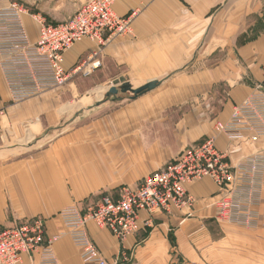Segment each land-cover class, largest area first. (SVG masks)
<instances>
[{
	"label": "crops",
	"instance_id": "crops-1",
	"mask_svg": "<svg viewBox=\"0 0 264 264\" xmlns=\"http://www.w3.org/2000/svg\"><path fill=\"white\" fill-rule=\"evenodd\" d=\"M18 1L24 8L28 37L35 42L36 17L61 23L88 0ZM113 11L121 17L135 12L132 35L103 48L96 57L99 66L87 79L76 76L73 84H112L123 78L140 86L159 81V86L87 123L64 126L69 103L45 94L32 106L14 105L0 72V133L4 135L0 142V227L38 217L44 221L47 235L58 234L61 209L81 205L89 197L113 194L121 186H135L187 146L213 135L215 122L227 120L232 107L256 87L264 88V0H115ZM95 49L88 39L76 43L65 52L63 68L72 71L90 62ZM191 67L201 69L181 71L180 76H174L178 83L170 91H159L162 82L156 77L157 68L177 72ZM207 95L208 103L219 105L218 111L204 113L203 107H192L186 115L187 102L198 104ZM227 143L217 136L218 149L226 148ZM262 148L261 144L244 145L234 157ZM187 190L199 199L195 214L202 219L214 216V209L206 207L207 198L216 191L210 180L195 182ZM180 220L179 213L156 215L145 227L142 215L140 231L122 246L105 229L94 224H88L87 229L109 261L124 248L131 251L133 264H167L166 233L170 227L179 252L187 258L191 255L185 243L197 220ZM222 225L231 237L239 230L264 232ZM147 229L148 237L139 240ZM239 238L245 243H264L260 234L243 233ZM53 252L60 264H84L80 251L66 236L53 245ZM24 264L32 262L25 259Z\"/></svg>",
	"mask_w": 264,
	"mask_h": 264
},
{
	"label": "built area",
	"instance_id": "built-area-1",
	"mask_svg": "<svg viewBox=\"0 0 264 264\" xmlns=\"http://www.w3.org/2000/svg\"><path fill=\"white\" fill-rule=\"evenodd\" d=\"M114 2L88 0L68 20L57 24L36 17L38 38L31 42L23 23V7L16 0H0V72L11 103L65 86L78 71L88 77L99 66L96 57L103 48L131 36L135 12L118 16ZM85 39L96 45L90 62L66 71L65 52ZM213 132L135 186L103 195L84 210L76 204L61 209L58 234L47 235L40 218L1 228L0 264H24L25 259L32 264H60L53 245L63 236L80 251L84 264H118V257L125 259L126 249L121 248L114 261L107 260L90 238L88 224L107 230L123 243L140 230L142 215L145 227L156 215L181 213L183 222L193 217L199 202L187 187L204 179L216 188L206 207L214 209L218 223L250 231L264 229V88L256 87L234 105L227 120L214 123ZM217 136L226 139V148H217ZM260 144L263 148L258 151L234 157L242 152V146Z\"/></svg>",
	"mask_w": 264,
	"mask_h": 264
},
{
	"label": "rangeland",
	"instance_id": "rangeland-1",
	"mask_svg": "<svg viewBox=\"0 0 264 264\" xmlns=\"http://www.w3.org/2000/svg\"><path fill=\"white\" fill-rule=\"evenodd\" d=\"M16 1L20 5H22L18 0ZM263 67L261 68V74H262ZM171 69L172 68H163V69L157 68L158 73L156 77L160 79V81L162 82L159 91H170V89L174 86V84L178 83L177 81H175L177 77H174V76L175 75L180 76L181 71L184 73L191 72V71L194 72L201 68H192V67L191 68H181L182 70H178L177 72ZM161 70H165V71L161 72ZM76 76L82 77L81 73L78 71L76 75L72 78V80L67 82L64 87L62 86L54 90L40 93L37 96H34L33 98H31L30 100H27L22 103L14 104V105H23V106L31 105L32 106V102L34 103V101L38 97H40L41 95H45V94L53 95V96L56 95L58 98L60 96V99H62L61 102L66 103V104L69 103L67 104L68 109H69L68 114L65 117L67 119V122L66 121L63 122V125L65 126L66 123L68 124L69 122L79 124V125L87 123L108 111L114 110L119 105L125 103V101H127L128 99L133 98L130 93L118 92L115 96H111L110 98L107 99L105 95L108 92V89L112 85L111 82H106L104 84H98L95 81L97 83L96 84L93 82L88 83L87 81V83L85 82L80 83L78 86V84H75V83L73 84V82L76 80L75 78ZM85 78L87 79L88 77H85ZM262 80H264V78ZM140 85L141 83H131V86L133 88H138L140 87ZM99 88L100 89L102 88V93L100 95L96 93ZM63 92H66L67 94L65 95ZM80 92L83 93L81 96H80ZM208 96L209 95L205 96V99L203 97L202 101L198 102V104H195L194 102L193 103L187 102L185 105L188 108L186 115L192 112L194 108L200 109V107L201 108L203 107L204 113L211 111L210 109H213L214 111H218L219 105L216 103V105L212 106L210 103H208L210 101ZM85 102H87L88 104H86ZM106 103L108 104L107 107H105ZM66 104L65 106L63 104L64 106L63 108L67 107ZM0 138H1L0 142H2L4 140L3 133H0ZM190 146H187V147H190ZM121 187L117 188L116 190L120 189ZM103 195L110 196L111 194L103 193L100 195L89 197L83 202V204L81 205L76 204V205H78L80 208L84 210L87 206L92 205L96 201V199H98L99 197ZM165 216H170V215H165ZM212 216H209V218H206V219H202L200 218L201 216H199L198 214H194L193 217L187 219V220H197L196 228L193 230L192 233H190V238L185 243L186 248L189 250L191 254L190 256H188V258L185 255H183L181 252H179L177 242H176L175 231L172 227L169 228V230L166 233V239L169 245L167 264H264V243L260 245L258 243L257 244L254 242L252 243L251 240H248V243H245L243 238H239V236L241 237V234L243 233L249 234V235L260 234L264 236V232L248 233L246 231L241 232L243 230H239V232L233 231V234H231L232 235L231 237L228 234L229 231L227 228H226L227 231H225L226 230L225 227L227 226L222 225L223 223H218L215 217L214 216L212 217ZM179 217L181 218L180 221L184 219V216L181 213L179 214ZM35 218H38V217H35ZM20 222H23V221H19L15 223H20ZM6 226L8 227L9 225L1 226L0 229ZM229 229L233 230V228H229ZM138 232L133 234L129 238L136 236ZM148 234H149V230L147 229L142 233V236L141 238H139V240L143 241L145 238L148 237L147 236ZM120 244L122 246V243ZM125 253H126L125 259L118 257L117 263L118 264H133L134 261L132 258L131 251L125 250Z\"/></svg>",
	"mask_w": 264,
	"mask_h": 264
},
{
	"label": "water",
	"instance_id": "water-1",
	"mask_svg": "<svg viewBox=\"0 0 264 264\" xmlns=\"http://www.w3.org/2000/svg\"><path fill=\"white\" fill-rule=\"evenodd\" d=\"M160 84L159 81L148 82L138 88H133L131 84L125 82L123 78H119L112 82L111 87L108 89L105 97L108 99L111 96H115L118 92L120 93H130L133 98L141 96L147 92L154 90Z\"/></svg>",
	"mask_w": 264,
	"mask_h": 264
},
{
	"label": "bare ground",
	"instance_id": "bare-ground-1",
	"mask_svg": "<svg viewBox=\"0 0 264 264\" xmlns=\"http://www.w3.org/2000/svg\"><path fill=\"white\" fill-rule=\"evenodd\" d=\"M63 87H64V86H63ZM134 89H135V88H134ZM94 90H95V89H94ZM95 91H96V90H95ZM92 92H93V91H92ZM93 93H94V92H93ZM96 93L100 95V94L102 93V88H101V89L99 88V89L97 90ZM99 97H101V96H99ZM86 100H87V99H86ZM89 100H91V99H89ZM98 101H100V100H98ZM88 102H90V101H88ZM85 103L88 104L87 102H85ZM78 108H79V107H78ZM64 111H65V110H64Z\"/></svg>",
	"mask_w": 264,
	"mask_h": 264
}]
</instances>
